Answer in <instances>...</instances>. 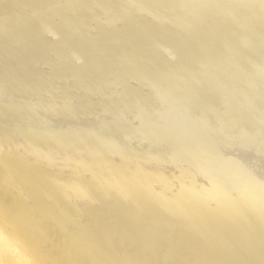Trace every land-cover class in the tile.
I'll return each mask as SVG.
<instances>
[{
  "label": "rangeland",
  "instance_id": "1",
  "mask_svg": "<svg viewBox=\"0 0 264 264\" xmlns=\"http://www.w3.org/2000/svg\"><path fill=\"white\" fill-rule=\"evenodd\" d=\"M256 176L264 0H0L2 264H258Z\"/></svg>",
  "mask_w": 264,
  "mask_h": 264
},
{
  "label": "bare ground",
  "instance_id": "2",
  "mask_svg": "<svg viewBox=\"0 0 264 264\" xmlns=\"http://www.w3.org/2000/svg\"><path fill=\"white\" fill-rule=\"evenodd\" d=\"M12 146V145H11ZM18 155H14V157H13V154H12V157H13V159L14 158H16ZM19 159V158H18ZM264 178V177H263ZM256 180L257 181H260V182H262L263 184H264V179L262 180V178H257V176H256ZM46 186V185H45ZM47 187V186H46ZM91 188H93V186H88V189H90V190H92ZM93 191V190H92ZM256 220V219H255ZM22 221V223L23 224H25V222H26V220H24V219H22L21 220ZM104 225V224H103ZM242 225H243V220L241 219V220H237V222H236V228L238 227L239 228V230H245V229H241L242 228ZM252 225V224H251ZM106 227H107V229L110 227V226H107L106 225ZM111 228V227H110ZM244 232H246V231H240V234L238 235L240 238H242V234L244 233ZM34 233V232H33ZM108 239L106 240V238H104V246L105 247H107V246H109V244H110V241H111V238L110 237H107ZM240 238H238V239H240ZM1 240V239H0ZM238 241V240H237ZM1 242H2V240H1ZM2 243H4V242H2ZM215 243V242H214ZM7 244V243H6ZM207 244H209V245H211L212 244V241H210V242H207ZM216 244V243H215ZM0 245H1V243H0ZM4 245H5V243H4ZM257 245V244H256ZM256 245H251V248H252V250H253V252L255 253V262L256 263H258V264H263V261L262 260H260L259 258L260 257H264V256H260L259 254H261V253H263V250H262V248L260 249V247L261 246H263L264 247V243L263 244H259V246L257 247ZM7 246V245H6ZM5 246V247H6ZM1 247V246H0ZM8 247H9V245H8ZM4 248V247H3ZM3 248H0V249H2L3 250ZM10 248V247H9ZM6 249L9 251V249L6 247ZM11 249V248H10ZM6 250V251H7ZM228 251V250H227ZM233 252H228V254L227 253H224L223 255H222V257L221 258H219V257H213V254L212 253H210V254H205V263L206 264H243V263H247L248 264V262L247 261H242V259H241V255H242V253H244V252H242V253H239V252H236V251H234V250H232ZM2 252V251H1ZM4 252V251H3ZM11 252V251H10ZM5 253V252H4ZM12 253V252H11ZM7 254V253H6ZM12 254H14V253H12ZM19 254V253H18ZM225 254H227V255H225ZM264 254V253H263ZM3 255V254H2ZM9 255H10V253H9ZM20 255V254H19ZM225 255V256H224ZM1 256V255H0ZM11 256V255H10ZM15 255H13V257H14ZM21 257H22V255H20ZM4 258L6 257V256H3ZM9 257V256H8ZM13 257H11V258H13ZM227 257V258H226ZM3 258V259H4ZM7 258V257H6ZM10 258V259H11ZM17 258V257H16ZM19 259H20V257H18ZM10 259H8V260H10ZM0 260H1V258H0ZM14 260H16V259H14ZM18 260V259H17ZM21 260V259H20ZM13 260H11V262H12ZM6 262H9V261H7L6 260ZM11 262H9V263H11ZM18 262H19V260H18ZM21 262V261H20ZM19 262V264H21ZM0 264H2V262L0 261ZM12 264H13V262H12Z\"/></svg>",
  "mask_w": 264,
  "mask_h": 264
}]
</instances>
